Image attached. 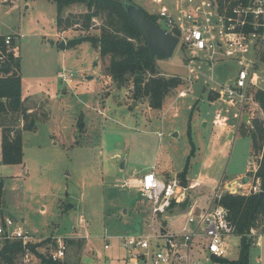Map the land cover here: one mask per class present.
I'll use <instances>...</instances> for the list:
<instances>
[{"label":"rangeland","instance_id":"1","mask_svg":"<svg viewBox=\"0 0 264 264\" xmlns=\"http://www.w3.org/2000/svg\"><path fill=\"white\" fill-rule=\"evenodd\" d=\"M131 2L149 14L159 7L154 0ZM84 11L85 4L74 3L61 15ZM57 13L50 0H0V36L17 35L22 102L32 108L27 112L35 119L33 129L22 131V162L3 164L0 155V222L4 216L21 221L40 241L38 251H48L55 237H71L63 264H122L119 239L110 238L111 246L105 250L104 237L142 232L149 213L148 202L137 187L125 184L127 179L141 176L153 165L177 176L188 164L190 180L202 176L210 182L192 192L200 205L210 202L220 181L241 183L236 195L252 192L261 153L253 152L248 134L255 121L264 128V111L258 101L249 103L244 109L249 117L237 132L232 113L222 126L226 130L220 131L212 122L223 104L208 99L210 89L218 90L234 76V62L215 61L210 67L200 53L192 59L189 82L188 50L178 46L171 57L157 58L160 74L175 76L181 83L165 96L160 109H152L146 101L133 99L131 80L118 86L105 75L109 58L101 57L89 42L57 46L63 40L66 44L99 34L101 20L95 18L89 30L74 26L59 36ZM62 70L71 74L70 85L58 78ZM259 86L264 90V76ZM257 90L252 91L254 98ZM180 91L185 94L179 95ZM23 123L20 112L0 109V136L2 128L18 131ZM166 221L172 228L179 224L175 217ZM246 237L251 241L248 264H260L263 216ZM224 242L226 262L203 255L201 264H237L240 235H228Z\"/></svg>","mask_w":264,"mask_h":264},{"label":"built area","instance_id":"2","mask_svg":"<svg viewBox=\"0 0 264 264\" xmlns=\"http://www.w3.org/2000/svg\"><path fill=\"white\" fill-rule=\"evenodd\" d=\"M154 1L159 7L153 15L156 20H161V24L156 23L177 38V47L190 52L186 63L187 81L193 80L191 62L200 53L202 61L210 67L215 61L226 59L236 64L229 83L219 85L218 90H210L217 93V100L223 104L215 114L213 124L222 128L228 121V114L232 113L237 132L244 121L245 107L249 103L257 104L252 91L261 89L259 82L264 76V0H167L171 5L166 0ZM15 36H1L0 80L12 75L16 69L14 62L20 55ZM57 76L67 85L72 82L71 74L63 70ZM184 94V91L179 92V95ZM5 100L0 98V105ZM129 181L126 184L137 187L148 202L149 213L142 232L104 237L105 250L111 246L110 238L119 239L124 251L119 259L122 264H201L203 255L224 257V238L236 231L229 211L220 199L223 192L238 194L241 183L234 185L220 181L210 202L200 205L192 196L196 188L205 184L199 178L187 179L184 183L178 175L163 179L151 169L132 183ZM257 186L253 183L249 193H259L261 189ZM170 217L179 222L176 228L167 223ZM21 223L14 217L4 216L0 222V248L6 241H17L22 247L19 263L39 264L30 245L40 241ZM68 239L71 237H55L48 251H38L39 246L35 250L52 261L62 262ZM258 262L264 264V259H258Z\"/></svg>","mask_w":264,"mask_h":264},{"label":"trees","instance_id":"3","mask_svg":"<svg viewBox=\"0 0 264 264\" xmlns=\"http://www.w3.org/2000/svg\"><path fill=\"white\" fill-rule=\"evenodd\" d=\"M57 5L56 26L63 31L71 27H79L81 31L89 30L93 20L99 18L101 23L98 27L99 34L83 35L79 38L66 42L67 46H74L83 41L89 42L92 47L99 50L101 57H108L109 62L104 73L109 76L118 86H123L131 80L133 99L144 100L152 109L162 107L165 96L176 88L181 80L175 76L166 77L158 71L156 59L163 56H153L144 44L140 32L129 19L123 5V0H50ZM131 2V0H129ZM83 3L86 11L77 15L69 14L62 16L61 11L65 6ZM142 12L152 21L157 18L149 14L143 8ZM2 38L0 36V43ZM15 70L12 75L0 80V98H5V103L0 105L1 111L20 112L24 121L23 128L14 131L11 128H2L0 155L3 164H20L23 158L22 131L34 128L35 119H30L29 109L24 107L21 93V78L19 74L20 62H14ZM208 99H217V93L212 90L208 92ZM255 99L264 111V90L255 92ZM251 138V148L254 153H261L258 168L254 175V183L258 184L264 191V128L257 121L248 134ZM188 164L179 173L184 183H187ZM3 192V181L0 180V198ZM220 203L229 211V218L236 227V234L240 235V257L235 263L248 264V252L251 241L247 239L246 233L255 224L258 216L264 217V196L259 198L258 194L230 195L221 197ZM72 242V239H68ZM40 243L31 244L30 248L38 257L40 264H63L52 261L43 254L37 252L35 247ZM22 247L17 241H6L0 248V264H20L19 257ZM214 261L226 262L225 258L212 257Z\"/></svg>","mask_w":264,"mask_h":264},{"label":"water","instance_id":"4","mask_svg":"<svg viewBox=\"0 0 264 264\" xmlns=\"http://www.w3.org/2000/svg\"><path fill=\"white\" fill-rule=\"evenodd\" d=\"M122 5L133 23L136 29L140 32L144 44L148 47L150 53L153 56H163L166 58L171 57L178 45L177 38L165 30L163 27L158 25L156 22L149 19L140 9V7L136 6L129 0H123ZM65 41L58 43V47L61 49L65 48ZM136 102L132 103L134 106ZM248 115H243V120H247ZM232 134L230 135L231 138ZM244 181L247 180L246 177L243 178ZM259 198L264 196V191L261 190L258 193ZM69 207H72V204H68ZM241 264V263H240Z\"/></svg>","mask_w":264,"mask_h":264},{"label":"crops","instance_id":"5","mask_svg":"<svg viewBox=\"0 0 264 264\" xmlns=\"http://www.w3.org/2000/svg\"><path fill=\"white\" fill-rule=\"evenodd\" d=\"M145 10V9H144ZM146 11V10H145ZM68 12H73V11H69L68 10ZM67 12V13H68ZM74 12H76V10H74ZM78 12H80L79 10H78ZM148 12V11H147ZM150 12V14H154L155 13V11H149ZM66 13V14H67ZM64 31H66V30H63V31H58L57 32V35H61ZM66 41V40H65ZM57 42V41H56ZM56 42H52V44H54V43H56ZM58 43V42H57ZM65 47H66V45H65ZM20 58V57H19ZM20 69V68H19ZM19 74H20V70H19ZM58 74V73H57ZM21 77V76H20ZM25 97H27V96H25ZM24 96H23V98H25ZM149 107V106H148ZM150 108V107H149ZM29 110H32V108L31 107H29L28 108ZM213 123V122H212ZM220 128V127H219ZM223 130H226L225 128H220V131H223ZM232 133H230L229 134V139H231L232 138V136H233V134H232V136H231V138H230V135H231ZM0 138H1V136H0ZM1 140V139H0ZM124 165V164H123ZM152 169L155 171V173L159 176V177H161V178H163V179H165V178H169V177H171V175H169V173L168 172H166V170H163V169H161V168H157L155 165H153L152 166ZM178 176H179V173L177 174ZM140 177V176H139ZM139 177H137V178H139ZM137 178H132V179H127V180H130L129 182L130 183H132L133 181H135ZM186 179H188V180H190L188 177H187V174H186ZM199 179L200 180H204L205 178L204 177H202V176H200L199 177ZM206 182V184L209 182L208 181V179H207V181H205ZM127 183V181L125 182V184ZM210 183V182H209ZM127 185V184H126Z\"/></svg>","mask_w":264,"mask_h":264}]
</instances>
